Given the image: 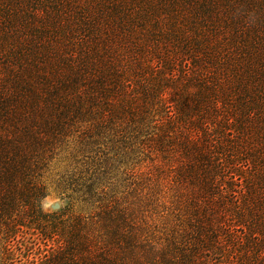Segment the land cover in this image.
<instances>
[{
  "label": "trees",
  "instance_id": "obj_1",
  "mask_svg": "<svg viewBox=\"0 0 264 264\" xmlns=\"http://www.w3.org/2000/svg\"><path fill=\"white\" fill-rule=\"evenodd\" d=\"M0 264H264V0H0Z\"/></svg>",
  "mask_w": 264,
  "mask_h": 264
},
{
  "label": "rangeland",
  "instance_id": "obj_2",
  "mask_svg": "<svg viewBox=\"0 0 264 264\" xmlns=\"http://www.w3.org/2000/svg\"><path fill=\"white\" fill-rule=\"evenodd\" d=\"M69 150V149H68ZM69 151L62 153V158L58 161H55L52 165V168L45 174V182L47 186V196L42 201V206L46 212H55L66 206L68 200L57 193V181L60 178V175L66 173L69 168L70 160L66 158ZM59 203L61 208L56 210L52 205ZM78 210V209H77Z\"/></svg>",
  "mask_w": 264,
  "mask_h": 264
},
{
  "label": "clouds",
  "instance_id": "obj_3",
  "mask_svg": "<svg viewBox=\"0 0 264 264\" xmlns=\"http://www.w3.org/2000/svg\"><path fill=\"white\" fill-rule=\"evenodd\" d=\"M52 207H53L54 209L59 208V207H60V204H59V203H56V204L52 205Z\"/></svg>",
  "mask_w": 264,
  "mask_h": 264
},
{
  "label": "water",
  "instance_id": "obj_4",
  "mask_svg": "<svg viewBox=\"0 0 264 264\" xmlns=\"http://www.w3.org/2000/svg\"><path fill=\"white\" fill-rule=\"evenodd\" d=\"M61 208V206L59 207V208H56V210H58V209H60Z\"/></svg>",
  "mask_w": 264,
  "mask_h": 264
}]
</instances>
